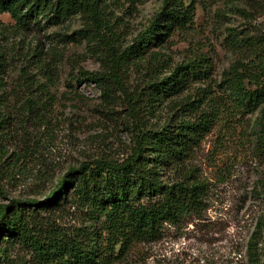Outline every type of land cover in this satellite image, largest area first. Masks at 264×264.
<instances>
[{
	"label": "rangeland",
	"instance_id": "1",
	"mask_svg": "<svg viewBox=\"0 0 264 264\" xmlns=\"http://www.w3.org/2000/svg\"><path fill=\"white\" fill-rule=\"evenodd\" d=\"M162 2L141 0L114 8V18H121L116 28L119 44L130 45ZM195 2L192 27L176 30L153 49L159 62L143 63L135 70L127 82L132 93L146 81L200 56L211 60V84L220 82L225 71L247 56L231 38L264 33V0ZM0 21V46L9 62L6 97L13 121L1 139L8 155H19L21 162L12 174L13 161L3 162L0 157V203L12 198L41 200L59 177L83 161L127 157L134 141L125 99L114 104L97 83L81 77L82 71L107 70L102 46L82 31L86 20L77 15L63 25L22 33L15 30L9 14L0 15ZM205 87L196 83L175 100H194ZM29 96L43 102L41 119L20 108ZM262 111L261 107L243 115L219 109L212 130L187 165L206 182V209L178 225H166L160 239L137 245L115 264H247L250 240L256 236L260 248L264 245V145L258 138L264 127ZM184 113L165 106L157 121L186 117L180 116ZM71 211L64 220L67 225L75 224ZM10 256L6 264H32L30 250L19 245Z\"/></svg>",
	"mask_w": 264,
	"mask_h": 264
},
{
	"label": "trees",
	"instance_id": "2",
	"mask_svg": "<svg viewBox=\"0 0 264 264\" xmlns=\"http://www.w3.org/2000/svg\"><path fill=\"white\" fill-rule=\"evenodd\" d=\"M140 1L0 0V15L9 14L20 33L63 25L77 15L86 20L82 31L102 46L107 70L82 71L81 77L97 83L112 103L125 99L134 141L121 160L97 158L70 167L41 200L12 198L0 203V264L9 262L17 245L30 250L32 264H115L137 245L160 239L166 225H178L207 207L206 182L187 165L212 130L219 109L243 115L261 107L264 111V33L231 38L247 56L225 71L220 82L211 84V60L200 56L146 81L132 93L127 82L135 70L143 63L159 62L153 49L176 30L192 27L197 5L195 0H163L145 29L123 46L116 29L121 18H114V8ZM8 67L6 50L0 46V157L3 162L13 161V174L21 164L19 155L9 156L1 139L13 124L6 97ZM196 83L206 84L198 98L175 100ZM42 103L29 96L20 108L41 119L45 116L39 113ZM165 106L185 112L180 116L186 117L158 122ZM258 138L264 145V127ZM70 211L75 224L67 225L64 220ZM254 238L247 264H264V245L260 248Z\"/></svg>",
	"mask_w": 264,
	"mask_h": 264
}]
</instances>
